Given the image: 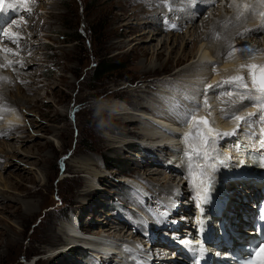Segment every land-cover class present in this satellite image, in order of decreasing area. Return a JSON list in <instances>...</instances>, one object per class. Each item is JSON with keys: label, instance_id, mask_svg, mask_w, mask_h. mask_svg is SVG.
<instances>
[{"label": "rangeland", "instance_id": "obj_1", "mask_svg": "<svg viewBox=\"0 0 264 264\" xmlns=\"http://www.w3.org/2000/svg\"><path fill=\"white\" fill-rule=\"evenodd\" d=\"M15 1L19 5L18 10L11 9L10 14L9 11L4 13L6 10L0 12V18L1 13L2 16L9 14L7 24L2 23L0 27V60H7V66L0 67V74L6 78L4 85L1 83L0 86L7 87L9 78L16 75V71L12 69L18 61L29 62V67L21 69L25 75L29 71L33 79L22 78L10 87L13 92L8 93V99L27 98L30 104L19 103L13 106L19 120L10 125L11 130L14 128L10 134L0 135V264H88L92 259L91 252L80 244L71 246L65 240L67 237L63 225L70 220L77 221L80 229L83 228L86 233H92L96 227L114 225L112 230H121L128 239H134L133 242H139L141 246H146L144 234L148 230V224L144 221L152 222V226H159L160 222L165 225L163 229L166 231L168 220L176 225L192 221L190 216L195 217L197 203L189 191L183 195H178V192L177 195L159 192L166 185L178 188L186 186L187 184H183L186 180L184 170H151V179L148 177L145 183L136 181L137 176H144L142 173L146 167H157L160 170L167 168L166 163H158L156 155L149 153L145 146L148 143L141 139L142 136L122 135L123 130L128 128L132 132L143 128V123L131 121L129 125L121 127L123 130L109 126L101 129L97 127L98 122L94 117L96 106L102 100H119L124 102V112H129L125 116L145 120L139 114L151 111L141 108L140 113H134L129 110L126 100V91L138 89L142 84L145 85L144 81L153 83L152 87L147 88L149 92L138 93L144 96L140 100L146 105L157 107L165 99H172V94L179 98V87L190 86L192 81L184 80L185 72L174 73L181 66L188 65L190 60L195 61L197 56L189 58L185 65L180 66L175 64V56L182 48H189L191 39L196 37L197 33L190 27L193 22L185 20L187 24L183 22L181 27L176 28L172 21L161 19L159 24L163 30L158 33L156 26H144L143 22L148 21V15L138 14V10L151 9L158 4L162 11L163 0H24L23 3L20 0H7L10 3ZM168 1L177 7L175 4L182 0ZM202 2L204 3L194 7L195 13L187 12L185 7L177 11L193 16L195 25L199 24L201 30V21L218 11L222 1L217 0L214 5L208 4L206 0ZM197 7L201 8L196 10ZM154 10L158 12V8ZM248 22L245 21L246 24ZM111 29L115 36L110 35ZM6 30L16 32L12 42L3 40ZM260 31L253 37L237 36L236 39H249L248 42L256 45L264 39V30ZM152 34L155 35L151 37ZM254 38L256 42H253ZM111 42H116L112 48L109 47ZM134 47H137L136 51ZM140 47L148 49L146 56H141ZM2 50L7 51L4 53ZM156 51H162L160 58L156 57ZM127 53L130 54L126 57ZM22 54H25V59L16 60ZM169 55L172 60L167 63L164 71L156 75L141 73L145 66L158 67L165 63ZM100 59L111 62L114 69L100 75L96 65ZM211 64V68L218 65L216 61ZM194 70L198 72L204 69L191 71ZM170 81H174V84ZM27 83L38 89L37 93L22 91V85ZM17 86H20V90ZM236 91L232 89L213 95L201 90L200 102L205 106V101L212 95L215 96L217 107L225 110L226 106L237 102L232 100L235 95H239L234 93ZM115 92L119 94L114 95ZM38 93L43 96L39 98ZM175 96L169 102H162L157 110H170V114L176 116L171 106L181 108L183 100L176 101ZM131 99L135 101L137 97L133 96ZM249 106L254 112L258 111L255 104L250 102ZM7 109L0 102V127L5 122ZM123 138L129 142L125 147L116 142ZM108 145L116 147L109 148ZM165 152L166 149L158 154L161 158L163 154L168 159L170 154ZM92 171L100 175L93 190L90 185L88 187L86 179ZM244 174L246 178L249 177L245 171ZM236 176L241 178L240 175ZM121 178L126 180H119ZM172 197L177 200H172ZM172 203L176 204H173L175 210H168L166 206ZM178 205L191 210L188 219L185 209L177 208ZM128 215L130 219L133 217L139 222L138 229L132 225L133 219L131 221ZM181 215L186 220L181 219ZM25 216L27 217L24 218ZM50 229L58 234L54 237L55 244H51L49 236V240L45 239L46 232ZM154 252L171 260L170 257H165L167 251L164 249ZM117 259L120 263L121 259ZM159 260L161 259L154 264H159Z\"/></svg>", "mask_w": 264, "mask_h": 264}, {"label": "bare ground", "instance_id": "obj_2", "mask_svg": "<svg viewBox=\"0 0 264 264\" xmlns=\"http://www.w3.org/2000/svg\"><path fill=\"white\" fill-rule=\"evenodd\" d=\"M156 1L158 0H154V2ZM194 1L195 3H192ZM202 1L203 0H198V1L182 0L178 4H175L177 5V7H174V3L171 4V2L167 0V3L164 2L162 3V6L164 7L162 11L159 8L160 6L158 4L157 7L152 6L151 8L152 10L158 8V12L156 10L151 11V9L138 10V14L140 13L145 16L148 15V17L146 16V18L149 19L148 21H144L143 25L146 27L156 26L157 33L163 30V28L159 24L161 23L160 22L161 19L164 20L166 19V21H172L173 25L176 28L181 27V24H183V22L184 23L186 21H188L189 23L193 22V24H191L190 27H192V29H194V31L197 33L196 37L191 39L190 47L182 48L181 52L175 56L176 66L178 65L180 66L184 64L186 61H188L189 58H194L197 56V59L195 61L193 59L190 60L191 62L188 65L184 64L185 66L183 67L181 66V68L174 73V74L176 73L181 74L185 72L186 74L183 75L185 76L184 80L192 81V83L190 82L191 84L187 82L190 84V86H183V87H179L180 85L177 86L179 87L178 92L179 90H181V93L178 95L179 98L176 97L177 96L176 94H175L176 96L172 94L173 97L175 96L176 101L183 100L182 101L183 105L180 106L181 108H178L179 110L173 105L171 106L174 113H176V116L171 115L170 110L162 111L161 108L160 110H157V107L158 108L161 107L160 105L162 104V102L165 101L169 102L170 100L173 99V97L172 99H169L170 98L169 96H168L169 98L165 97L167 99H165V101H162L160 105L157 107L156 106L152 107L149 106L148 104L146 105L142 102L143 100L142 101L140 100L143 99L144 96L138 95L139 91H142L143 93H147L149 92L148 87H152L153 84L151 81H144L145 85L142 84L138 89H133L128 92L126 91V93L128 94L126 100L129 103L128 105L130 106L129 110H131L134 113H140L139 110H141V108H145L146 110L151 111V112L144 111L146 114L145 113L139 114L145 120H141L142 119L141 117L139 119V117H135V116L133 118H130L129 116H125L124 114H127L129 112L128 110L127 112H124L126 111L124 109L122 114L114 118L112 125L109 126L112 128L113 127L121 128L122 126L129 125V122L131 121L143 123V128L142 127L138 128L139 130H135L133 132L129 128L128 130H123V128H121V130H123L124 132L122 133V135L124 134V137L142 136L141 139H144L146 143L149 144L148 145L145 143L146 149L149 151V153L156 155V159L158 163L160 164L161 162L166 163L167 168H165L164 170H160L157 167L155 168L146 167V169L142 173V175L144 176L143 177L137 176L136 179L138 180L136 181L140 180L141 182L145 183L146 181L145 179H148V177H150L151 179L152 178L151 174L153 173V171L151 172V170L154 171L158 170V172L184 170V173L186 174V180H184L183 184H187L186 186L182 185L181 188H178V186L173 187L171 185H166V187L160 188L159 192L162 194L167 193L169 195H177L178 192V195L181 193H182L181 195H183L184 193H188L189 191L192 194V196H194L193 198H195V202L197 203V207L194 212L195 217L190 216V219H192V221L187 220L186 223L183 221L178 225H176L173 222L170 223L168 220V222L166 223V226H168L167 231L163 229L165 225L160 224V222L158 223L159 226H156L157 224L152 226L150 225V223L152 222L144 221L145 224H148L147 225L148 230L144 234V236H146L145 237L146 246L144 245L141 246L139 242H133L134 239L132 238L128 239L124 233H121V230H117V231L112 230V227H115L114 225L108 224L107 226L96 227L92 230V233H86V232L83 233L82 229L78 227L79 223L77 221L70 220L69 222H66L63 225V228L65 230L64 234L67 237V239L65 240L69 241L68 244L71 246L80 244L81 246H83V248H86L88 251H90L92 255V259L89 261L90 264H93V262L95 264H154L155 261H157V259L159 258L161 259L159 260L160 261L159 264H188L187 258L183 254V251L186 248H188V243L183 238L186 237L189 233L194 231L193 227L195 222L203 221V223L206 226H210V225L214 226L216 227L217 230L218 222L221 220V221H226L231 226H234V230L242 231V225L241 223H239L240 221H242V212L245 210L250 211L251 208L253 207V203L256 202V198L261 197V195H259L260 191H258V189L262 186L263 181H261V176L258 174L259 173L258 171L262 167L260 166L259 160L255 156H252L251 154L256 153V151L260 153L264 148V146L258 147L255 143L257 139H259L260 143L262 140H264V134H262L264 133V121H261L260 119L261 116H264V104H263L264 102H262L260 99L257 98L259 94L256 93L254 90H252L251 79L248 76L247 70L246 69L241 70L240 65L249 64V63L264 65V39H262V41L259 44L257 43L255 45V43L252 44V42L251 43L248 42L249 39L245 41L243 40L238 41L236 38L237 36L253 37L256 35L258 31L264 30V28L259 27L261 25L262 20L259 15L258 16L248 15L247 19L237 20L236 19L237 11L235 5L233 7H229V4L232 3L233 0H225V3L223 0H220L224 4L221 2L219 4L218 11H215L212 16H208L204 18L203 22L201 21L203 26L201 30L199 24L195 25L194 23L195 19L193 20L194 18L193 16L187 14L185 15L183 14L184 13L183 11H180L182 14L179 12L177 13V11L179 10V8L185 7L187 12L195 13L194 7L203 4L204 2ZM206 1L208 4L211 3L210 2L211 0H206ZM236 3L240 4L241 6L245 3L251 5L252 7L258 6L255 8L257 12L264 11V6L260 5L258 3V0H236ZM9 4L12 3L6 2L5 8L3 7V9L7 10ZM201 7H197L196 10H199ZM222 11L224 13H222ZM178 14H180L179 17L177 16ZM159 15H162V17H160ZM171 16L173 17L169 18ZM8 17L9 14H4L3 16L1 15L0 23L1 24L6 23ZM175 19H177V21ZM247 20L249 21L248 24L245 23V21ZM113 31L114 30L111 29L110 35L114 33ZM6 32L7 33H4V36L6 35L5 38L2 37L3 40H6L7 42H12V40L16 37L15 35L16 32L11 30L10 31L6 30ZM153 35L155 34H152L151 37H153ZM207 40H209V42H207ZM253 42H256L255 38ZM115 43L116 42H111L109 44V47L112 48L113 46H115ZM184 45H187V43H184ZM236 46L239 47L236 48ZM244 46H250L254 50L253 53L242 55L239 51H236L233 55H229V53L232 52L233 48L240 49ZM136 50L137 47H134V51ZM147 50L148 49L140 47L139 51L141 52V56H146L148 54ZM2 51L4 53L6 52L4 50ZM129 54L127 53L126 57ZM24 55L25 54L18 55V58L16 60L25 59ZM161 55H162V51H156L157 58H160ZM171 60H172V56L169 55L168 58L165 60V63L160 64V66L158 67L145 66V68L141 69L142 70L141 73L144 75L146 74L156 75L159 72L164 71L167 68V63L171 62ZM213 61H216L218 65L215 66L214 68H211L212 65L211 63H213ZM6 62L7 60H0V67H6L7 66ZM26 64L27 66H25ZM59 64L60 63L58 62V65ZM29 66H30L29 62L25 63L22 61H18L16 67L12 69V71H16V75L11 76V78H9V83H7L8 84L7 87L0 86V102L2 103V106L4 104L8 107V109L5 112L6 116L4 117L5 122L3 124L5 125L2 124V127H0V135L2 134L4 136L10 134L11 131L14 129L13 128L11 130L12 127L10 125L14 124L15 121L19 120L16 108L13 106L19 105V103L22 105L28 103L30 104V101L27 98L25 99L21 98L22 100L21 99L18 100L16 98L12 100L8 99V93L13 92V90H10L12 89L10 87L13 86V83H16L15 81L27 77L33 79V75L29 71L27 75H25L24 71L21 69L22 67L27 68ZM61 68L63 69L62 66ZM197 68H203L204 70L203 71L199 70L198 72H196L195 70L191 71ZM9 71L11 73V69H9ZM238 74L244 75L245 82L248 83L249 89L246 90L234 84L219 83L221 81H227L229 77ZM5 80L6 79H4V77L0 74V84L1 83L3 84ZM169 80L170 79H168V81ZM205 82L208 83L205 84ZM184 84L187 85L185 82ZM208 85H213V87L209 88ZM173 87H175V85ZM16 88L20 90V86H17ZM167 88L168 90H170L168 86ZM232 89L234 90L236 89L237 91L234 93L239 94V95H235V97L232 99L237 102L232 103L230 106H226V108H224L225 110H222L221 108L219 109L217 107L218 105L215 102V98H214L215 96L212 97V95H210L209 96L210 98L207 99L208 101L205 106L202 105V103L200 102L201 98L199 96L201 95V90L204 91V93L208 92L209 94L216 95L219 92L225 91L226 93L227 91ZM21 90L26 91L27 93L34 92L35 94L37 93L36 91L38 89H36L33 85L27 83L26 85H22ZM113 94L116 95L119 94V92H115ZM42 96L43 95H40L38 93L39 98H41ZM133 96H136L137 100L132 101L131 97ZM240 98L243 100H241ZM250 102L256 105V108L258 110L257 112H254L250 108L249 106ZM240 103H242L241 107H239ZM249 113H255L256 115L249 117V119L244 122H237L234 119L227 118L233 115L247 117ZM189 115L198 118L196 124V130L199 133L203 134L207 132L208 129L213 130L211 133H209V135L214 137V139L207 143V147H205L204 144L201 143L200 139H196L191 142L185 141L184 139L185 134L189 133L190 131H193L194 128L192 120L188 119ZM204 115L209 118L208 123L203 122L202 117ZM94 118L97 122L99 121V117L96 116ZM186 120L188 121L187 123H185ZM238 123H239V128H237ZM8 125L10 126V128H8L9 127ZM234 130H235L234 135H226V136L216 135L218 132L233 133ZM149 141H153V142H149ZM245 141L247 142L242 145V143H244ZM116 142L120 143V145L123 147H125L126 144L129 143L125 138L117 139ZM190 144L192 148H196L197 146H199L200 154H203L206 151L208 157H210V159L207 160L200 159L199 156H197L196 152L191 153V155L194 157L191 163L210 165L209 167H207L206 175L203 178L200 177L199 175V169L196 170L195 176L190 175V171H189L190 161L188 159ZM248 146H251L250 147V149H252L251 151H248L246 149V147ZM108 147L115 148L116 146L108 145ZM165 149H166L165 154H170L169 158L172 157L173 159H169V158L167 159L163 154H162L163 156L162 158L159 156L158 153ZM168 166H171L172 168L170 169V167L168 168ZM235 168H240V169L242 168L249 175V177L248 178H245L244 176H241V178L237 177L233 173V170ZM99 177L100 175L97 172L91 173L89 178H86L88 182V187L91 186L92 188L93 185L95 186V183L99 180ZM209 177H211V180L208 179ZM124 179L121 178L119 180L125 181L126 179L125 180ZM135 186L141 189L140 185H138L137 183H135ZM91 190H93V188ZM87 191L89 192L90 190ZM205 195H207L206 200H205ZM171 199L177 200V198L175 199V197H172ZM182 203L184 202L182 201ZM173 204L176 205L175 203H172V205L169 204L168 206H166L168 210L169 209L175 210L173 209L174 208ZM179 207L181 206L178 205L177 208ZM181 208H183V210L185 209L186 211L185 216L188 219L189 212H191V210H189L187 207L186 208L181 207ZM218 208L223 209V214L221 216L217 215ZM140 214H138V216H140ZM117 215H119V213H117ZM26 217L27 216H25L24 218ZM128 218L130 219L129 215ZM132 219L133 217L130 220L132 221ZM181 219L186 220V218L183 216L181 217ZM236 219L239 220L236 221ZM132 222H133L132 225L138 229L139 222L135 219H133ZM121 228L124 229L126 227H121ZM139 231L141 232V228L139 229ZM57 235H58L57 232L50 229L49 231L46 232L45 239H48L49 236L51 244H55L54 237L56 238ZM111 238L114 239L111 240ZM97 239L100 241H98ZM161 246L173 250L172 253H170L171 255L170 258L173 261L171 260L168 261L167 259L161 257L160 256L161 254L159 255L156 254V252H154V250L159 251L160 249L156 247H161ZM175 249H177L178 251L175 252L174 254L173 252L175 251ZM213 252H214L213 259L210 262V264H217V262H215L216 252L215 251ZM165 257H169V256L167 255ZM117 258L121 259L120 263ZM109 259L110 261L108 262ZM149 259H152V261L150 262Z\"/></svg>", "mask_w": 264, "mask_h": 264}, {"label": "snow or ice", "instance_id": "obj_3", "mask_svg": "<svg viewBox=\"0 0 264 264\" xmlns=\"http://www.w3.org/2000/svg\"><path fill=\"white\" fill-rule=\"evenodd\" d=\"M24 0H20V3H23ZM164 3H167V0H163ZM0 3H2V0H0ZM211 3L214 5L215 4V0H211ZM258 3L262 6H264V0H258ZM235 5L236 11H237V20H241V19H247L248 15H259L261 17V25L259 27L264 28V11H260L257 12L256 9L254 7H252L251 5L245 3L242 6L240 4L236 3V0H233L232 3L229 4V7H233ZM8 8L10 9H17L18 10V4L17 3H12L8 5ZM3 7H0V11H3ZM28 11L30 12L31 10L28 9ZM247 14V15H246ZM2 31V30H0ZM250 31V30H249ZM7 51V50H5ZM236 51H239L242 55H246V54H252L253 53V49L250 46H244L240 49H235L233 48L232 52L229 53V55H233ZM240 69L244 70L246 69L248 72V76L251 79V88L252 90H254L256 93L259 94V96L257 97L258 99H260L262 102H264V65H258V64H242L240 65ZM259 73V75H258ZM6 79V78H4ZM219 83H228V84H234V85H238L241 88L244 89H249V85L247 82H245V77L243 74H238L232 77H229V79L227 81H221ZM209 88L213 87V85H208ZM205 104H207V101H205ZM256 115L255 113H249L247 117H242L239 115H233L231 117H227V118H231L236 120L237 122H244L247 121L249 119V117ZM189 120H192L194 128L193 131H190L189 133L185 134L184 139L185 141L191 142L193 140L196 139H200L201 143L204 144L205 147H207V143L211 140L214 139V137H212L211 135H209V133H211L213 130L212 129H208L207 132L201 134L196 130V124H197V119L195 116L189 115L188 117ZM261 121H264V116L260 117ZM188 121L186 120L185 123H187ZM205 123H208L207 120L204 121ZM237 128H239V123L237 124ZM235 134V130L233 131V133H217V136H226V135H234ZM264 134V133H262ZM262 146H264V140L261 141ZM192 152H196L197 156H199L200 159H210V157H208L207 152L205 151L203 154H200L199 152V146H197L196 148H192L191 144L189 147V156L188 159L190 161L189 163V171H190V175L191 176H195L196 174V170L199 169V175L200 177H204L206 175V170L207 167H209L210 165H202V164H193L191 163V161L194 159V157L191 155ZM209 180H211V177L208 178ZM207 199V195H205V200Z\"/></svg>", "mask_w": 264, "mask_h": 264}, {"label": "clouds", "instance_id": "obj_4", "mask_svg": "<svg viewBox=\"0 0 264 264\" xmlns=\"http://www.w3.org/2000/svg\"><path fill=\"white\" fill-rule=\"evenodd\" d=\"M125 109L124 102L119 100H102L96 106V116L99 117L98 128L111 126L114 118L118 117ZM106 114V115H105Z\"/></svg>", "mask_w": 264, "mask_h": 264}, {"label": "trees", "instance_id": "obj_5", "mask_svg": "<svg viewBox=\"0 0 264 264\" xmlns=\"http://www.w3.org/2000/svg\"><path fill=\"white\" fill-rule=\"evenodd\" d=\"M99 69V74H104L106 72H109L114 69V65L109 61H104L100 59L98 63L96 64Z\"/></svg>", "mask_w": 264, "mask_h": 264}, {"label": "water", "instance_id": "obj_6", "mask_svg": "<svg viewBox=\"0 0 264 264\" xmlns=\"http://www.w3.org/2000/svg\"><path fill=\"white\" fill-rule=\"evenodd\" d=\"M202 120H203V122H204L205 120H207V121L209 122V118L206 117L205 115L202 117ZM204 123H205V122H204Z\"/></svg>", "mask_w": 264, "mask_h": 264}]
</instances>
